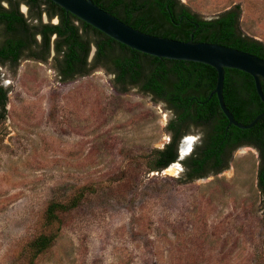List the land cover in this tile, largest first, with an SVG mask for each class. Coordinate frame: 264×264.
Masks as SVG:
<instances>
[{"label": "rangeland", "instance_id": "rangeland-1", "mask_svg": "<svg viewBox=\"0 0 264 264\" xmlns=\"http://www.w3.org/2000/svg\"><path fill=\"white\" fill-rule=\"evenodd\" d=\"M180 1L206 20L239 6L242 33L264 43V0ZM53 55L0 66L9 91L0 119V264H21L41 234L56 239L36 264H264L254 149H240L219 175L190 181L183 162L205 136L191 128L176 173L167 172L174 164L151 170L154 151L171 140L166 105L137 89L116 92L103 69L61 82ZM75 199L59 223L44 225L51 202Z\"/></svg>", "mask_w": 264, "mask_h": 264}, {"label": "trees", "instance_id": "trees-1", "mask_svg": "<svg viewBox=\"0 0 264 264\" xmlns=\"http://www.w3.org/2000/svg\"><path fill=\"white\" fill-rule=\"evenodd\" d=\"M102 9L129 26L144 33L181 41L224 45L264 59V43L245 36L240 29L241 10L237 6L206 20L192 12L180 0H93ZM28 6V14L20 11ZM47 16L48 22L43 18ZM58 19L57 23H52ZM95 53L92 58V49ZM61 82L74 81L103 69L113 76L116 92L126 94L137 89L162 102L172 117L166 130L170 142L155 150L151 170L163 171L178 160V147L191 128L205 132L202 157L196 160L203 166L211 158L221 163V155L230 140L249 139L264 151V117L248 130L229 126L217 96V72L201 63L159 59L133 50L91 25L85 23L50 0H0V66L15 69L21 61L33 59L48 62ZM264 92V80L261 81ZM9 91L0 80V119L5 118ZM225 103L239 123L248 125L264 113V103L257 94L255 81L249 74L226 69ZM219 168H227L230 159ZM195 171L198 168L195 167ZM194 171V172H195ZM259 189L264 201V165L259 173ZM79 199L70 204L51 202L44 215V225L60 222V213L77 207ZM56 236L41 234L33 239L22 253L21 264H36L37 258L52 247Z\"/></svg>", "mask_w": 264, "mask_h": 264}, {"label": "water", "instance_id": "water-1", "mask_svg": "<svg viewBox=\"0 0 264 264\" xmlns=\"http://www.w3.org/2000/svg\"><path fill=\"white\" fill-rule=\"evenodd\" d=\"M50 1L133 50L159 59L201 63L214 68L217 72V83L211 96H217L220 108L229 121V126L234 125L239 129L248 130L264 117L262 113L248 125L239 123L228 109L224 99L225 71L234 69L253 77L257 94L264 103V92L261 85V81L264 80V59L224 45L195 41L193 36L190 41H181L144 33L102 9L93 0Z\"/></svg>", "mask_w": 264, "mask_h": 264}, {"label": "flooded vegetation", "instance_id": "flooded-vegetation-1", "mask_svg": "<svg viewBox=\"0 0 264 264\" xmlns=\"http://www.w3.org/2000/svg\"><path fill=\"white\" fill-rule=\"evenodd\" d=\"M21 6H25L28 10V6L26 4H22ZM21 11V7H20ZM23 13V11H21ZM55 23L58 22V19H54ZM195 134L194 132H189L184 138L189 137L191 134ZM206 135V134H205ZM183 138V139H184ZM205 136L202 135V144L204 142ZM191 139V138H188ZM186 140V139H184ZM192 140V139H191ZM254 149L258 155L259 158V168H258V186L260 183V169L262 167V164L264 165V151L262 148L254 141H251L249 139H241L238 141L230 140V143L224 148V151L221 155V163L218 164V160L216 158H211L207 161L203 166H198L196 164V160H198V157H202V153L204 149H202V145L200 149H194L195 151L187 157V160L183 162L185 170H186V176L190 181L200 180V179H206L208 177H211L213 175H219L223 171H226L227 168H223V170H220L222 164H225L228 162L227 160L230 159L229 164L232 163L233 157L236 153L240 151V149ZM192 152V151H190ZM195 167L198 168V171H195ZM195 171V172H194Z\"/></svg>", "mask_w": 264, "mask_h": 264}, {"label": "bare ground", "instance_id": "bare-ground-1", "mask_svg": "<svg viewBox=\"0 0 264 264\" xmlns=\"http://www.w3.org/2000/svg\"><path fill=\"white\" fill-rule=\"evenodd\" d=\"M191 147V143L190 140H185L183 145H182V156L186 155L188 150H190L189 148ZM177 164H174L173 166H171L169 169H167V172L169 173H176L177 170Z\"/></svg>", "mask_w": 264, "mask_h": 264}]
</instances>
